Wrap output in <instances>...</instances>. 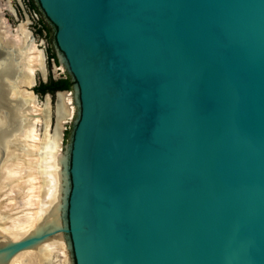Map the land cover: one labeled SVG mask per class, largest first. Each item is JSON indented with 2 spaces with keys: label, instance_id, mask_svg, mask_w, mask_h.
I'll list each match as a JSON object with an SVG mask.
<instances>
[{
  "label": "water",
  "instance_id": "1",
  "mask_svg": "<svg viewBox=\"0 0 264 264\" xmlns=\"http://www.w3.org/2000/svg\"><path fill=\"white\" fill-rule=\"evenodd\" d=\"M37 2L78 116L62 226L9 259L62 233L71 264H264V0Z\"/></svg>",
  "mask_w": 264,
  "mask_h": 264
},
{
  "label": "bare ground",
  "instance_id": "2",
  "mask_svg": "<svg viewBox=\"0 0 264 264\" xmlns=\"http://www.w3.org/2000/svg\"><path fill=\"white\" fill-rule=\"evenodd\" d=\"M14 12L13 0H0V264H57L61 253L64 264H71L62 233L11 259L2 248L61 228L68 192L62 134L75 109L72 94L58 92L56 123L49 131L52 97L40 102L31 90L38 73L47 75L46 52L31 33L29 16L14 25L7 16ZM17 186L23 188L24 204L10 196Z\"/></svg>",
  "mask_w": 264,
  "mask_h": 264
},
{
  "label": "rangeland",
  "instance_id": "3",
  "mask_svg": "<svg viewBox=\"0 0 264 264\" xmlns=\"http://www.w3.org/2000/svg\"><path fill=\"white\" fill-rule=\"evenodd\" d=\"M33 2H35L38 5L37 0H13V9L15 11L14 12L15 15H13V13H8V15H7L11 19V21L14 25H17V23L20 20H24L28 15L29 20L31 22L29 24L31 33L38 40L39 43H42L41 47L44 48V50L46 52L47 75H46V77H44V75H42L41 73H38L37 74V83L31 88V90H34V87L38 86L43 81L47 82L51 78L52 79L64 78V77H67L69 74L66 66L61 61V56H60L61 53H60V50L57 47V44L55 41V27H54V25L43 14L40 7H39V9L34 8ZM46 25H48L51 30L46 29ZM52 52L56 53L58 60H55V58L50 57ZM34 92L38 96V99L40 100V102L46 101V99H47L46 94L36 92L35 90H34ZM75 94L76 93L73 89L72 96H73V102H74L75 109H74L73 116L70 118V120H68L66 122L67 128L64 129L65 135L63 136V144H61V146H62L61 152H63V153H65L67 151V146L71 142L72 131H73L74 124H75V122L77 120V116H78V107H77L76 102H75ZM51 96H52V100L50 103V110H51L52 120H51V126L49 127L50 132L53 131L52 128H54L55 123H56V94L51 93ZM9 106H12V105L10 104V105H6L4 107H5V109H7ZM29 116H30V114H29ZM22 194H23V188L17 186V187H14V189H12V193L10 194V196L12 198H17L18 200H20V199H22V196H21ZM20 203L24 204V201L20 200ZM65 244L67 246V248L65 249V251L67 253L66 255H68L69 259L72 258L71 260H74L72 257V251L68 247V241H65ZM64 258L65 257L63 256V253H61V255L58 256L57 264H62V262H63L62 260H64ZM63 264H64V262H63ZM73 264H74V261H73Z\"/></svg>",
  "mask_w": 264,
  "mask_h": 264
},
{
  "label": "trees",
  "instance_id": "4",
  "mask_svg": "<svg viewBox=\"0 0 264 264\" xmlns=\"http://www.w3.org/2000/svg\"><path fill=\"white\" fill-rule=\"evenodd\" d=\"M33 6H34V8L39 9V6L35 2H33ZM46 29L51 30L48 25H46ZM50 57L55 58V60H58L57 55L54 52L51 53ZM73 84H74V82L72 81L70 74H68V76L65 78H60L57 80H54L51 78L49 80V82L43 81L38 86H35L34 90L36 92H40L42 94H45L47 92L54 93L55 90H57V89H70V90H72Z\"/></svg>",
  "mask_w": 264,
  "mask_h": 264
},
{
  "label": "flooded vegetation",
  "instance_id": "5",
  "mask_svg": "<svg viewBox=\"0 0 264 264\" xmlns=\"http://www.w3.org/2000/svg\"><path fill=\"white\" fill-rule=\"evenodd\" d=\"M38 6H39V5H38ZM64 78H65V77H64ZM54 80H57V79H54ZM45 82H46V81H45ZM47 82H49V81H47ZM57 90H59V89H57ZM57 90H55V92H54L55 94H56V91H57ZM47 93H51V92H47ZM45 94H46V93H45Z\"/></svg>",
  "mask_w": 264,
  "mask_h": 264
}]
</instances>
